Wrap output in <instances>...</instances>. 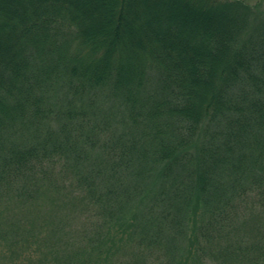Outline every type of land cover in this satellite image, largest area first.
Listing matches in <instances>:
<instances>
[{"label":"trees","instance_id":"16d2710c","mask_svg":"<svg viewBox=\"0 0 264 264\" xmlns=\"http://www.w3.org/2000/svg\"><path fill=\"white\" fill-rule=\"evenodd\" d=\"M0 245L264 264V9L0 0Z\"/></svg>","mask_w":264,"mask_h":264},{"label":"rangeland","instance_id":"374dc122","mask_svg":"<svg viewBox=\"0 0 264 264\" xmlns=\"http://www.w3.org/2000/svg\"><path fill=\"white\" fill-rule=\"evenodd\" d=\"M245 2L248 3L249 5H251V7H254V8L257 7V8H260L261 10L264 9V5L263 4L261 5L259 3V0H245ZM11 246L12 245H8V248L6 246H3L5 248L2 249V246L0 245V264H3V262H4L3 261L4 260L3 257H4V255L6 253V251L8 249H10ZM17 247H18L17 248V250H18L19 246H17ZM34 247H35L34 249L36 250V258H37V260L42 261L43 259L41 257L43 256L44 246L42 247L41 245L38 244L37 246L34 245ZM29 259L34 260L35 259V255H33V254L29 255ZM9 264H11V262ZM12 264H16V263H14V261H12ZM98 264H103V260H99Z\"/></svg>","mask_w":264,"mask_h":264}]
</instances>
